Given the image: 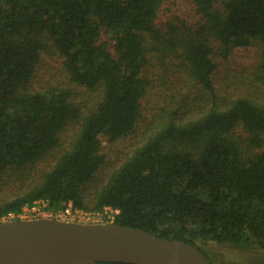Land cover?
<instances>
[{
    "label": "trees",
    "instance_id": "1",
    "mask_svg": "<svg viewBox=\"0 0 264 264\" xmlns=\"http://www.w3.org/2000/svg\"><path fill=\"white\" fill-rule=\"evenodd\" d=\"M185 1L193 23L158 24L160 0H0V180L26 178L69 124L79 126L35 185L0 202V223L43 200L53 212L116 211L109 225L192 245L206 259L200 246L209 243L264 250V100L222 98L214 84L218 58L252 47L253 85L264 89V0ZM50 52L70 84L100 90L92 107L83 111L68 88L30 90ZM155 64L186 75L198 116L183 122L184 95L166 97L89 207L86 188L104 164L100 138L115 143L137 128Z\"/></svg>",
    "mask_w": 264,
    "mask_h": 264
},
{
    "label": "rangeland",
    "instance_id": "2",
    "mask_svg": "<svg viewBox=\"0 0 264 264\" xmlns=\"http://www.w3.org/2000/svg\"><path fill=\"white\" fill-rule=\"evenodd\" d=\"M161 6L158 13V24L174 17L183 19L189 23L195 21L194 7L185 0H160ZM218 58V56H217ZM62 60L53 53L43 54L30 84L32 92H41L49 86L68 88L74 93V100L79 103L83 111L94 105L100 90L92 92L70 84L62 69ZM258 58L252 47L236 48L226 60H216L217 71L215 74L216 95L222 98L233 99L238 96L264 100V89L253 85L254 76L257 73ZM163 66H153L149 69V80L151 82L146 97L142 101V118L135 130L128 136L115 143H108L105 138H100V153L104 157V164L99 168L93 180L86 188V204L91 206L92 198L97 189L104 185L113 170L118 168L136 149L140 146L146 132L152 129V122L161 115V107L166 97L176 96L177 93L184 95L183 106L180 118L183 122L186 119L197 117V113H190L197 104L199 98L194 99L192 93H186L184 86L189 83L184 73H164ZM183 87V89H182ZM175 90V91H169ZM186 93V94H184ZM187 95V97H186ZM195 102V103H194ZM190 111V112H189ZM194 114V115H192ZM154 124V123H153ZM79 126L76 123L69 124L60 135L59 146L49 154L34 163L28 168L27 176L24 179L11 177L0 180V202L20 195L29 187L35 185L43 172L53 166L55 161L67 150H69L73 139L78 132ZM114 213L104 210L102 213L81 211L70 218L56 217L64 222L79 224H108L113 220ZM29 220V219H22ZM200 249L205 253L210 264H264V250L255 247H235L229 244H204Z\"/></svg>",
    "mask_w": 264,
    "mask_h": 264
},
{
    "label": "water",
    "instance_id": "3",
    "mask_svg": "<svg viewBox=\"0 0 264 264\" xmlns=\"http://www.w3.org/2000/svg\"><path fill=\"white\" fill-rule=\"evenodd\" d=\"M210 264L194 246L108 224L0 223V264Z\"/></svg>",
    "mask_w": 264,
    "mask_h": 264
},
{
    "label": "built area",
    "instance_id": "4",
    "mask_svg": "<svg viewBox=\"0 0 264 264\" xmlns=\"http://www.w3.org/2000/svg\"><path fill=\"white\" fill-rule=\"evenodd\" d=\"M47 203L43 200H39L36 201L34 203H32L29 206H24L21 209V212L15 216L14 214H8L7 216H5L2 221L6 222V221H10V220H16V219H38V218H56V217H64V218H70L72 217L74 214H78L81 211L78 210H72L71 209V205L67 204L64 209L59 210L57 212H53V211H48L46 209ZM106 210V209H104ZM110 210V209H107ZM112 211V210H110ZM114 213V215L117 213L116 211H112ZM114 219V216H113ZM113 220H110L109 223H111Z\"/></svg>",
    "mask_w": 264,
    "mask_h": 264
}]
</instances>
